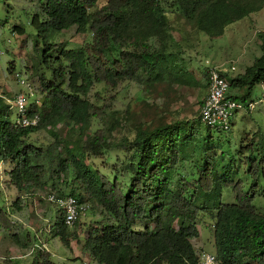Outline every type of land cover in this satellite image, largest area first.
<instances>
[{"label":"trees","instance_id":"trees-1","mask_svg":"<svg viewBox=\"0 0 264 264\" xmlns=\"http://www.w3.org/2000/svg\"><path fill=\"white\" fill-rule=\"evenodd\" d=\"M36 2L30 19L37 53L32 74L38 76L41 101L32 103L28 113H39L38 125L17 127L0 96V162L11 164L7 185L17 188L18 198L48 182L54 187L55 179L65 174L68 195L98 207L105 216L100 227L88 228L81 248L82 255L98 264H199L191 239L199 235L202 215L211 221L220 264H264L263 151L256 152L252 143L238 148L247 183L235 175V157L226 163L207 160L210 139L202 137L200 149L193 119L138 128L132 138L110 144L109 126L91 128L93 120L108 117L111 104L99 92L92 100L88 95L97 84L106 89L129 81L149 83L165 74L186 83L179 74L183 69L174 70L168 63L169 57L184 53L168 14L180 13L187 23L196 22L195 31L214 39L228 24L260 10L264 0H106L101 6L98 0ZM73 26L90 33L91 41L77 48L54 41L56 34ZM12 30L24 34L21 25ZM257 37L261 52L252 64L233 77L222 72L230 82L227 97L245 105L255 86L264 83V30ZM171 42L179 44L176 53L168 51ZM8 64L14 72V64ZM43 68L50 70L48 77L45 71L38 73ZM195 120L200 122L199 114ZM59 124L67 127L68 138L54 132ZM39 130H48L54 141L45 147L33 144L29 136ZM113 148L128 155L110 178L88 160L102 158ZM226 194L233 201H226ZM11 225L0 208V228ZM54 232L63 243L77 237L61 213ZM31 256L29 264H53L51 253L42 247L35 246ZM2 260L20 264L10 257Z\"/></svg>","mask_w":264,"mask_h":264},{"label":"rangeland","instance_id":"rangeland-1","mask_svg":"<svg viewBox=\"0 0 264 264\" xmlns=\"http://www.w3.org/2000/svg\"><path fill=\"white\" fill-rule=\"evenodd\" d=\"M106 0H98V6L103 5ZM167 7V5H164ZM38 8L36 0H0V96L9 105L15 95L21 91L27 94L28 102L33 100L41 101L39 92L38 76L32 74V64L35 63L37 53L33 50L35 44L36 30L31 26L30 19ZM169 21L179 23L180 32H173L174 39L180 41L184 49L182 55L168 58V63L178 67L180 76L186 79V83L172 81V76L165 74L161 80H151L149 83L129 81L119 84L117 87L104 89L101 84L94 85L89 91V98L94 99V94L99 92L102 99L110 102V112L104 120L96 119L92 121L91 130L102 126H109L111 133L108 135L110 144L119 143L122 138H132L138 128L155 127L161 123H170L176 119H193V130L196 133L194 141L202 149L199 141L202 137H209L207 160H216L226 163L230 156L235 157V175L241 177L245 182H249L248 175L245 173V163L243 154L238 153V148L245 144H254V150L264 152V83L258 84L251 92L249 101L255 102V108L251 111L240 110L236 113L232 128L229 132H218L209 130L205 125L195 120L200 112V107L205 97L207 84V67H217L223 72H228L229 77L243 73L245 68L252 64L253 60L260 55V41L257 37L258 31L264 30V2L260 10L252 12L239 21L228 24L224 34L218 38H210L203 32L195 31L196 22L187 23L180 13L172 12L168 14ZM14 25L24 27V34L13 32ZM175 24H173V27ZM185 31V32H183ZM187 33V34H186ZM92 39L90 33H82L73 26L56 34V40L60 45L69 48H77ZM55 41V42H56ZM39 45L43 48L44 44L40 41ZM179 44L171 42L168 51L176 53ZM54 54V52H53ZM51 60V58L49 59ZM14 64V72L8 70L9 64ZM45 71L46 77L50 70L39 69L38 73ZM175 72V71H174ZM174 72L172 75H174ZM177 72V71H176ZM175 72V73H176ZM20 79H25L31 86L34 95L29 96L28 88L19 83ZM146 77V75H145ZM144 79V78H143ZM234 93L237 90H232ZM231 91V92H232ZM16 108L14 107L9 114V119L14 121ZM58 135L68 138L67 127L59 124L54 130ZM72 139H77V133H72ZM29 140L33 144L45 147L54 141L53 136L48 130H39L30 134ZM127 152L123 149L113 148L102 158L89 157V163L98 168L102 173L112 178L114 168L120 169L125 161ZM240 161V162H239ZM11 169V164L0 162V208H5L11 212V204L18 199L19 193L14 186H8L9 179L6 172ZM49 181V180H48ZM69 178L62 174L55 179L53 187L49 182L41 190L35 191L37 197L34 203H38L46 211L47 217L42 221V237L47 239V248L51 253L53 264H98L85 258V263L80 259H74V255L81 254L82 244L89 227H100L105 216L101 215L98 207L90 209L73 227H68L75 231L77 237L74 239L72 250L57 236H51L48 229L55 228L58 219L57 208L47 200L48 193L70 194L71 187H66ZM33 193V192H32ZM21 202L24 199L19 198ZM226 201H233L231 195L226 194ZM27 202V199H25ZM24 205V204H23ZM29 209L24 214L25 223L34 218L35 213H30ZM36 211V210H33ZM103 214V213H102ZM9 215V214H8ZM10 216V215H9ZM26 217V219H25ZM23 221L16 220L19 226L23 227ZM32 222V221H31ZM211 221L206 215H202L198 220V237L191 241L197 255L202 251L215 254V246L212 232L210 230ZM31 238L35 236V231L30 228L27 230ZM26 233L22 234V239L26 238ZM9 240H1V247ZM29 249H33V242L29 241ZM81 245V246H77ZM72 251V252H71ZM74 254V255H73ZM32 256L20 260V264H29ZM1 259L0 253V264Z\"/></svg>","mask_w":264,"mask_h":264},{"label":"built area","instance_id":"built-area-1","mask_svg":"<svg viewBox=\"0 0 264 264\" xmlns=\"http://www.w3.org/2000/svg\"><path fill=\"white\" fill-rule=\"evenodd\" d=\"M0 53H2L0 51ZM217 67H209L208 70V92L200 107V122L211 130L218 132H229L233 125L236 113L240 110L251 111L255 108V102L250 101L245 105L243 102L227 97L230 89V82ZM19 83L28 88V95L33 96V90L25 79ZM32 103H39V100L28 102V96L23 91L17 93L9 104V111L16 108V117L13 121L17 127H35L40 121L38 112L29 114ZM47 200L53 204L62 214L64 224L73 227L90 209V204L80 201L73 195H57L48 193ZM199 264H220L216 255L212 252L202 251L199 255Z\"/></svg>","mask_w":264,"mask_h":264},{"label":"crops","instance_id":"crops-1","mask_svg":"<svg viewBox=\"0 0 264 264\" xmlns=\"http://www.w3.org/2000/svg\"><path fill=\"white\" fill-rule=\"evenodd\" d=\"M172 24H175L174 26V32H180L181 33V28L178 27L179 23L176 22V20L174 22H172ZM185 32V31H183ZM187 34V33H186ZM208 92V90H207ZM207 96V93L205 95V97ZM202 101V104L204 102V99ZM201 104V105H202ZM35 192L33 193H29L26 194L24 196H20V198L24 199L23 202L20 201V199L18 198L17 200H15V202H13L11 204L12 208H11V212L10 210H8L9 212H7L9 215V220L11 222V227L8 229H3L0 228V242L1 240H9V242L5 245V248L1 247L0 244V253H1V259H4L6 257H10L12 259H18V260H22L27 258L28 256L31 255L32 251L31 249H29V241L33 242V248L35 246L37 247H42L46 250H48L47 248V239L44 240L43 237L41 236L43 233V230L45 229L44 226H42V221L44 220L48 213L46 211H50V209L47 210L43 209L42 207H39L38 203H34L35 198L36 200L37 197H34ZM27 199V202L26 200ZM39 201V200H38ZM24 204V205H23ZM51 204V203H50ZM52 205V204H51ZM30 210L28 212L30 213H35L34 218H31V221H26V223L22 220L24 219V214L27 212V210ZM36 210V211H33ZM57 210V214L59 215V210ZM26 219V217H25ZM16 220L19 221H23V227L19 226V223H16ZM28 228H30L32 231H35V236L32 239L30 233L27 231ZM45 231V230H44ZM47 232L52 233L51 236H57L58 235L55 234L54 232V228L53 229H48ZM26 233V238L22 239V234ZM60 239V237H59ZM74 239H68L67 243H63L65 245H67L68 249H73L74 247H76V245H74ZM77 246H81V245H77ZM77 248V247H76ZM33 250V249H32ZM72 252V251H71ZM74 255V254H73ZM88 256H84L81 254L79 255H74L73 258L74 259H80L81 261H83L85 263V258H87ZM87 260H91L89 257L87 258ZM93 261V260H91ZM97 263V262H96Z\"/></svg>","mask_w":264,"mask_h":264}]
</instances>
